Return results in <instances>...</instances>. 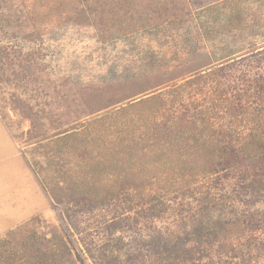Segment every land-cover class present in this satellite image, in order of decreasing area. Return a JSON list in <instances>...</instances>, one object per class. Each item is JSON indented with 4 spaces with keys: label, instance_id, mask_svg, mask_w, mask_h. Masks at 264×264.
<instances>
[{
    "label": "rangeland",
    "instance_id": "374dc122",
    "mask_svg": "<svg viewBox=\"0 0 264 264\" xmlns=\"http://www.w3.org/2000/svg\"><path fill=\"white\" fill-rule=\"evenodd\" d=\"M90 4L0 0V264H264L263 168L118 161L151 123L261 138L264 0Z\"/></svg>",
    "mask_w": 264,
    "mask_h": 264
},
{
    "label": "trees",
    "instance_id": "16d2710c",
    "mask_svg": "<svg viewBox=\"0 0 264 264\" xmlns=\"http://www.w3.org/2000/svg\"><path fill=\"white\" fill-rule=\"evenodd\" d=\"M86 1L88 8H93V11H95V9L97 8L100 9V5H96L97 7L94 8V6L90 4V0ZM118 5H120V2L113 5V7L115 8ZM169 14V10H165L164 14L162 12L160 13V16L164 18L168 17ZM174 14L177 15L175 12ZM98 24H100L102 27L106 26L101 22H98ZM135 103L136 102L132 103V106ZM139 104L140 103H137L136 105ZM173 125L174 123L172 122L170 124L168 122H163L160 129H158L159 131H154L156 123H151L147 130L142 131L143 134H140L138 138L132 139L131 142L136 139L134 142V150L132 152L129 151L127 158H124L123 156L118 158V161L120 163L125 164L126 162V167H129V170L126 172L123 180L128 181V177L132 172L130 168L134 167L137 169L138 174L136 180L141 181L143 184H145V182L152 179H147L145 177L146 170H155V162H161L163 163V167L167 166L171 171H175V173L185 175L186 169H183L181 172V168H178L179 165L177 158L182 159L181 166H187L190 163H194L195 166H198V163H203V167L212 168L214 169V171L222 169H237L241 167L250 169L261 167L264 171V134L261 135V138L260 135L254 136V134H252L254 138H252L251 140L249 139L241 146L235 147V145H231V143L224 144V140H216L213 138V141L211 143L208 142L207 144H205V142L207 141H205L204 143H199L200 137L203 136V133L196 131L195 134H193V138L197 143L194 142L190 145V147L187 148V141L189 140V138L186 137L185 144V142H183V140L185 139L181 137L180 143H184L185 147L184 145H180V150L175 151L170 150V148L167 147V145L171 144L170 139L172 138L173 130H178V126L176 128L173 127ZM151 143L155 146L147 150V145ZM137 146H141L140 148H137L141 150L140 153L136 151ZM84 154L86 155L87 152H84ZM194 154H196V156L193 158ZM112 156L114 157V155ZM174 176L175 174H173L172 178H174ZM113 181L114 180H111L108 184V187H104V190L108 191L110 189H115ZM259 181L261 184L264 183L263 176L259 178ZM256 183L257 180L253 182V184ZM238 223L240 222L238 221Z\"/></svg>",
    "mask_w": 264,
    "mask_h": 264
},
{
    "label": "crops",
    "instance_id": "0c3cea01",
    "mask_svg": "<svg viewBox=\"0 0 264 264\" xmlns=\"http://www.w3.org/2000/svg\"><path fill=\"white\" fill-rule=\"evenodd\" d=\"M4 155L5 154L0 152V164L4 163V160L6 159ZM6 166L11 167L9 168L8 171L12 173V169H14V166L12 167V162H8V165ZM6 171H3L2 167L0 168V203L1 205H3L4 202L6 203V200H8L7 196L9 195V192L13 193V186L11 185V189H10V187L7 185L8 182L6 180V175L5 177L3 175V173L5 174Z\"/></svg>",
    "mask_w": 264,
    "mask_h": 264
}]
</instances>
